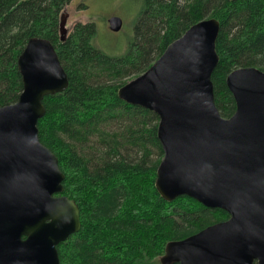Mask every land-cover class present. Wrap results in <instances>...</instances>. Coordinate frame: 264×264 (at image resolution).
Instances as JSON below:
<instances>
[{
    "label": "water",
    "instance_id": "obj_1",
    "mask_svg": "<svg viewBox=\"0 0 264 264\" xmlns=\"http://www.w3.org/2000/svg\"><path fill=\"white\" fill-rule=\"evenodd\" d=\"M67 15L60 38H67ZM119 31L120 16L108 19ZM220 21L204 18L174 40L142 74L119 89L129 104L155 112L164 156L156 188L168 202L187 195L230 217L169 241L162 264H264V70L240 67L226 82L230 117L216 104ZM24 90L0 107V264H60L58 245L81 229L57 155L39 136L43 99L65 91L68 74L46 37L29 39L18 59Z\"/></svg>",
    "mask_w": 264,
    "mask_h": 264
},
{
    "label": "trees",
    "instance_id": "obj_2",
    "mask_svg": "<svg viewBox=\"0 0 264 264\" xmlns=\"http://www.w3.org/2000/svg\"><path fill=\"white\" fill-rule=\"evenodd\" d=\"M70 1L0 0V107L17 102L24 90L18 59L29 39H50L69 86L44 97L39 136L59 159L63 193L76 201L82 224L58 245L60 264H162L169 241L230 215L187 195L172 202L161 196L155 185L164 156L160 118L121 99L119 89L193 24L215 17L221 25L215 99L221 115L232 116L237 105L227 76L240 67L264 70V0H144L121 56L93 45V22L58 38Z\"/></svg>",
    "mask_w": 264,
    "mask_h": 264
},
{
    "label": "rangeland",
    "instance_id": "obj_3",
    "mask_svg": "<svg viewBox=\"0 0 264 264\" xmlns=\"http://www.w3.org/2000/svg\"><path fill=\"white\" fill-rule=\"evenodd\" d=\"M143 8L144 0H71L64 12L67 15V35L74 32L78 24L93 22V45L107 54L121 56L134 39L136 23ZM114 15L123 20L119 31L109 28L108 19ZM58 38L60 39V34ZM133 78L135 76L127 80Z\"/></svg>",
    "mask_w": 264,
    "mask_h": 264
},
{
    "label": "flooded vegetation",
    "instance_id": "obj_4",
    "mask_svg": "<svg viewBox=\"0 0 264 264\" xmlns=\"http://www.w3.org/2000/svg\"><path fill=\"white\" fill-rule=\"evenodd\" d=\"M64 194V193H63ZM65 195V194H64Z\"/></svg>",
    "mask_w": 264,
    "mask_h": 264
}]
</instances>
